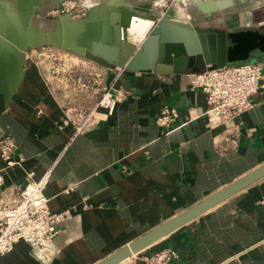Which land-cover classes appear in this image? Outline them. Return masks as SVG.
I'll return each mask as SVG.
<instances>
[{
    "label": "crops",
    "instance_id": "obj_1",
    "mask_svg": "<svg viewBox=\"0 0 264 264\" xmlns=\"http://www.w3.org/2000/svg\"><path fill=\"white\" fill-rule=\"evenodd\" d=\"M17 1L0 0L2 59L9 69L18 57L19 67L8 85V95L24 63L22 77L0 113V138L13 139L17 161L5 167L0 159V198H15V190L26 183L25 174L33 171L35 179L47 175L44 194L49 210L62 213L69 209L71 213L58 226L54 242L60 253L50 262H41L29 243L18 240L10 252L0 255V264H95L264 164L263 90L253 96L254 104L248 110L210 129L203 115L205 94L190 87L186 73L173 71L165 63L154 69L118 72L117 67L82 56L86 63L67 73L57 72L51 82L49 63L32 58L33 49L46 50V45L28 46V31L17 18L7 16V11L12 4L13 13L34 20L61 0H25L21 10L14 6ZM90 1L89 14L73 20H107L111 7L153 14V5L160 0ZM179 3L187 8L184 22L198 25L196 19H204L205 27L224 31L264 30V0ZM160 10L165 18L179 17L165 7ZM66 15H60L57 39L84 51L69 35L84 25L76 23L71 31L63 23ZM147 22L130 25L136 43L144 36ZM32 26L47 33L56 27L54 23L45 28ZM123 36L126 39L125 29ZM13 50L24 55L14 56ZM255 62L264 66V55L258 54ZM96 74L99 84L94 82ZM77 79L88 83V90L77 89ZM109 85L126 92L111 116L79 134L62 125V107H90ZM166 107L178 112L169 128L156 123ZM71 186L72 190L64 191ZM166 247L178 254L169 264H264V176L136 253L138 264H149L140 258Z\"/></svg>",
    "mask_w": 264,
    "mask_h": 264
},
{
    "label": "water",
    "instance_id": "obj_2",
    "mask_svg": "<svg viewBox=\"0 0 264 264\" xmlns=\"http://www.w3.org/2000/svg\"><path fill=\"white\" fill-rule=\"evenodd\" d=\"M24 1L18 0L14 6L21 10ZM131 13L132 11H117L111 7L107 20L95 21V23L89 22L85 18L86 28L69 34L74 36L76 43L85 47L84 51L72 49L63 40L57 39L58 26L61 24L60 17L57 18L56 27L47 33V31L39 32L37 27L29 23L26 16L21 15V12L17 14L16 11L11 15L7 11V16L17 18L26 28L30 39L28 46L42 42L43 45H54L72 51L105 66L122 67L131 71L154 69L158 64L165 63L176 72H199L206 67L216 68L227 64H242L249 61L252 56L264 55V30L224 31L214 27L202 28L191 22L165 17L156 22L143 42L136 48L122 39V29L125 28L126 33ZM150 18H154V16L151 15ZM48 37L51 39L50 41L47 40ZM3 50L0 40V113L6 108L20 81L24 65L23 63L20 70L21 75L15 88L8 95V85L15 80V69L12 72V69L5 68L4 65L7 63L2 59ZM262 176H264V164L95 264H118L131 255L143 251L190 219Z\"/></svg>",
    "mask_w": 264,
    "mask_h": 264
},
{
    "label": "built area",
    "instance_id": "obj_3",
    "mask_svg": "<svg viewBox=\"0 0 264 264\" xmlns=\"http://www.w3.org/2000/svg\"><path fill=\"white\" fill-rule=\"evenodd\" d=\"M166 6L167 0H160L154 3L155 12L153 14L132 11L126 35L133 19L142 18L151 22L141 40L132 45L136 48L139 47L156 22L165 16L164 10H160V8ZM151 15L154 18H150ZM59 51H46V57L50 58L52 64H49L52 68L55 66L53 62L61 59L62 54ZM44 52L45 50H43ZM66 60L69 61L68 58ZM71 64L83 65L84 62ZM122 70V67H117L118 72ZM186 76L191 88H199L205 94L206 109L203 115H205L207 127L210 129L227 124L248 110L254 104L253 96L259 90L264 91V66L257 62L247 61L242 64H227L216 68L206 67L199 72L186 73ZM95 78L94 82L99 84L100 75L96 74ZM75 86L79 90H88L89 87L88 83L81 79H77ZM125 95V91L114 89L112 85H109L103 89L100 97L90 107L77 105L62 107L61 123L64 127L71 126L75 134L87 131L98 122L111 116L116 104ZM177 117L176 109L166 107L156 117V123L164 128H169ZM15 149L16 145L13 139L7 136L0 138V159L5 167L17 163L13 159ZM25 179L24 187L15 190V198H0V255L10 252L15 242L23 240L29 243L35 256L41 262L48 263L60 253V248L55 244L54 237L58 232L59 224L70 217L71 211L68 209L62 213H52L49 210L48 198L44 194L47 175L35 179L34 172L28 171L25 174ZM2 184L3 175L0 170V186ZM72 189L73 186L67 187L64 191L69 192ZM177 255L174 248L166 247L142 256L140 260L149 264H169ZM138 259L136 254H133L118 264H138Z\"/></svg>",
    "mask_w": 264,
    "mask_h": 264
},
{
    "label": "rangeland",
    "instance_id": "obj_4",
    "mask_svg": "<svg viewBox=\"0 0 264 264\" xmlns=\"http://www.w3.org/2000/svg\"><path fill=\"white\" fill-rule=\"evenodd\" d=\"M174 0H167V6L165 7V9L172 11L173 13L176 14H181L183 13V11H187V8H183L182 6H180V3L177 2L176 4H174ZM92 3L91 1L88 2V0H61L59 1L57 4L52 3V5H50V7L47 10V13H44V15H40V17L35 18L34 20H29V23L32 25H36L39 26L40 28H45V26H48L49 24L54 23L55 25L58 23L57 22V18L60 17L61 14L65 13V11L68 9L71 10V19H75V18H84L86 17V15L88 14L89 11V7L88 4ZM194 5V4H193ZM10 7L8 8L9 14L11 13L12 15V4L9 5ZM191 7V5H190ZM194 8H197L196 5H194ZM188 10H190V8H188ZM146 19H142V18H137V19H133V23L136 22H140ZM176 20H180V17L176 18ZM185 20V18H181L180 21ZM56 21V22H55ZM136 21V22H135ZM149 21V20H148ZM199 27L202 28H207L205 27V21L204 19H196ZM240 29V28H239ZM47 49L45 50V52L43 53L42 51H38L37 49H33V55L32 58L35 61L40 62V64H43V62H47L50 63L51 60L50 58H47V53L46 51H50V52H56L59 51L62 55L60 56L61 59H57V61L53 62L55 63L54 68H52L50 66V64L46 65V67L49 69V76H51L49 79L52 82L53 79L55 78V75L57 74V72H61V73H67L70 70H72L74 67H76L77 65H73L71 63H81L84 62L86 63V61L84 60V58L72 51L63 49V48H58L55 47L54 45H50V46H45ZM64 53H68L67 55H65ZM29 55L27 54L26 51V58L25 61L28 59ZM256 56H252L249 61L250 62H255L256 61ZM66 58L69 59L66 60ZM53 61V60H52ZM80 65V64H78ZM24 68V67H23ZM64 70V71H63ZM55 71V72H54ZM53 76V77H52Z\"/></svg>",
    "mask_w": 264,
    "mask_h": 264
},
{
    "label": "bare ground",
    "instance_id": "obj_5",
    "mask_svg": "<svg viewBox=\"0 0 264 264\" xmlns=\"http://www.w3.org/2000/svg\"><path fill=\"white\" fill-rule=\"evenodd\" d=\"M180 0H175V2H174V4H176L177 2H179ZM209 5H211V4H213V3H208ZM208 5V6H209ZM204 6V5H203ZM204 7H206V5L204 6ZM65 13L67 14L65 17H64V20H63V23L65 24V25H67L68 27H70V30L71 31H74V29H72L73 28V25H75L76 23L78 24V23H83V25H84V28H86V24H85V21H75V20H73V19H71V10L70 9H68L67 8V10L65 11ZM182 16H183V13H181V14H179V17H181L182 18ZM95 21V20H94ZM91 22V21H90ZM93 22V21H92ZM96 23V22H95ZM95 23H93V24H95ZM150 21L149 22H147V23H145V25H146V27L147 26H149L150 25ZM79 27V26H78ZM145 26H143V30H144V34L146 33V31L148 30V28H146ZM135 28H138V27H136V25L134 26V29ZM124 29L125 28H123L122 29V39H123V41L125 40L126 41V39H127V41H126V43H128V44H136V42H135V40H133V37H132V39H131V35H130V32L132 31V27L130 28L129 27V29H128V34L126 35V39L124 38V36H123V31H124ZM76 30V29H75ZM78 32V31H77ZM12 53L14 54V56L16 55V54H19V56H21V55H24L23 53L22 54H20V52H18L17 50H13L12 51ZM17 59H18V57H15V62L12 64V66H10V68L9 69H12L11 71L13 72V70L15 69V71H17L18 69H19V67H17L18 66V63H17Z\"/></svg>",
    "mask_w": 264,
    "mask_h": 264
},
{
    "label": "trees",
    "instance_id": "obj_6",
    "mask_svg": "<svg viewBox=\"0 0 264 264\" xmlns=\"http://www.w3.org/2000/svg\"><path fill=\"white\" fill-rule=\"evenodd\" d=\"M260 55H263V54H260Z\"/></svg>",
    "mask_w": 264,
    "mask_h": 264
}]
</instances>
